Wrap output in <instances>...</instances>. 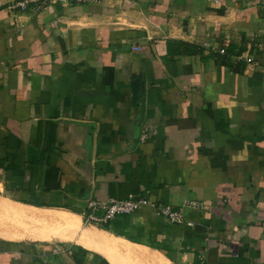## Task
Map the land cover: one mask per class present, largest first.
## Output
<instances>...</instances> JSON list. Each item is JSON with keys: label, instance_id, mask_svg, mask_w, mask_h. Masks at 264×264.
Returning a JSON list of instances; mask_svg holds the SVG:
<instances>
[{"label": "crops", "instance_id": "0c3cea01", "mask_svg": "<svg viewBox=\"0 0 264 264\" xmlns=\"http://www.w3.org/2000/svg\"><path fill=\"white\" fill-rule=\"evenodd\" d=\"M18 1L0 0V199L73 216L141 264H264V0ZM140 198L200 207L192 226L150 206L84 224L87 200ZM0 264L113 263L0 236Z\"/></svg>", "mask_w": 264, "mask_h": 264}, {"label": "bare ground", "instance_id": "6f19581e", "mask_svg": "<svg viewBox=\"0 0 264 264\" xmlns=\"http://www.w3.org/2000/svg\"><path fill=\"white\" fill-rule=\"evenodd\" d=\"M0 209L14 218L11 227L18 229L14 234L1 232L0 236L9 239L20 238L30 241L50 242L52 239L59 237L74 240L87 248L102 253L113 264H141V260H154V257L150 254L139 252V249L131 247L127 242L126 244L125 241L123 242L109 234L94 229H81L76 222L78 221L77 218L73 216L65 214L48 216L47 212L33 213L4 199L0 203ZM62 233L66 234L62 236Z\"/></svg>", "mask_w": 264, "mask_h": 264}, {"label": "built area", "instance_id": "2783aa9c", "mask_svg": "<svg viewBox=\"0 0 264 264\" xmlns=\"http://www.w3.org/2000/svg\"><path fill=\"white\" fill-rule=\"evenodd\" d=\"M90 0H19L15 6L21 9L26 8L29 5H33L35 10H43L48 6L59 5L61 7L73 5H81L89 2ZM247 62H251L250 58L246 59ZM145 135H142L141 140H144ZM185 206L174 211L167 206L154 205L146 199L136 200H107V201H86V212L84 213V224L92 226H105L110 224L113 220L122 216H129L134 212L140 210L143 207L150 206L156 210L158 215L166 218L170 224H186L192 226L185 219V211L187 208L195 209L200 207L198 203L189 202L185 203Z\"/></svg>", "mask_w": 264, "mask_h": 264}, {"label": "rangeland", "instance_id": "374dc122", "mask_svg": "<svg viewBox=\"0 0 264 264\" xmlns=\"http://www.w3.org/2000/svg\"><path fill=\"white\" fill-rule=\"evenodd\" d=\"M0 201H3V199H0ZM13 221H14V218L8 216L5 212H2L1 209H0V234H1V232L2 233H5V232H7V233H10V232L11 233H14V232H16V231H14V229L16 227H11V226H13V223H12ZM11 240H13V239H11Z\"/></svg>", "mask_w": 264, "mask_h": 264}]
</instances>
